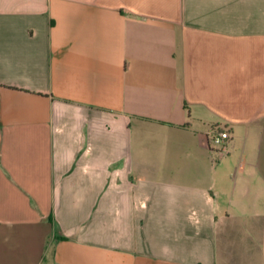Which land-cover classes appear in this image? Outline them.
<instances>
[{"label": "crops", "instance_id": "crops-1", "mask_svg": "<svg viewBox=\"0 0 264 264\" xmlns=\"http://www.w3.org/2000/svg\"><path fill=\"white\" fill-rule=\"evenodd\" d=\"M0 264H264V0H0Z\"/></svg>", "mask_w": 264, "mask_h": 264}, {"label": "built area", "instance_id": "built-area-1", "mask_svg": "<svg viewBox=\"0 0 264 264\" xmlns=\"http://www.w3.org/2000/svg\"><path fill=\"white\" fill-rule=\"evenodd\" d=\"M230 138L231 136L228 131L212 133L209 137L210 147L220 157H223L228 154Z\"/></svg>", "mask_w": 264, "mask_h": 264}]
</instances>
